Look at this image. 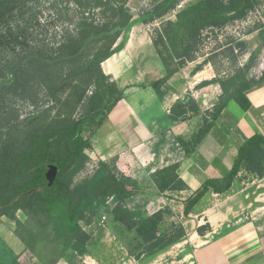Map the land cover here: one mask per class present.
<instances>
[{"label":"trees","instance_id":"trees-1","mask_svg":"<svg viewBox=\"0 0 264 264\" xmlns=\"http://www.w3.org/2000/svg\"><path fill=\"white\" fill-rule=\"evenodd\" d=\"M44 1L0 0V95L34 109L22 119L11 106L0 111V222L5 218L14 225L13 233L24 251L43 264H57L68 254L88 252L92 235L82 224L91 225L102 210L113 223L134 234L128 249L131 258H154L187 236L183 225L166 224L172 212L166 208L149 216L139 208H129L138 188L128 179H119L104 161L81 178L92 162L88 152L93 149V136L124 98V90L104 73L102 64L123 48L134 19L130 0H55L51 8L66 26L53 38L34 37L41 25L36 12L41 13ZM182 1L164 0L141 15L145 25L162 22L152 31L166 71L163 79L151 84L157 91L198 58L205 34L245 19L264 0H197L186 4L175 20H165ZM236 48L243 51L245 45L237 43ZM220 52L209 60L215 62L220 56V60L229 57L236 62L234 47ZM214 82L221 86L222 95L211 110L202 113L190 95L171 108L174 124L203 116L201 128L190 139H178L187 156L196 154L230 102L245 112L251 108L246 93L264 82V71L258 78L248 79L244 69L237 67L199 87ZM66 93L70 94L68 104L76 97V112L52 115L51 109L39 108L46 102L43 98L50 101ZM50 166L58 168V175L48 187ZM179 169L176 163L156 171L157 195L187 188ZM241 172L264 178L262 134L242 144L232 169H222L221 179L203 183L187 201L185 216L208 192H228ZM34 189L39 190L29 193ZM207 229L210 227L197 231L204 235ZM21 255L10 263L0 259V264H21Z\"/></svg>","mask_w":264,"mask_h":264},{"label":"crops","instance_id":"crops-1","mask_svg":"<svg viewBox=\"0 0 264 264\" xmlns=\"http://www.w3.org/2000/svg\"><path fill=\"white\" fill-rule=\"evenodd\" d=\"M175 19L173 14L165 18ZM133 21L123 48L102 64L104 73L125 93L93 136V149L89 153H93L96 160L106 162L119 179H128L138 188L129 208H139L149 216L168 208L172 216L165 220L166 224L183 225L187 236L154 258L136 261L129 256L124 241L128 233L121 225L110 221L97 231L95 222L82 224L92 235L88 252L83 256L68 254L57 264H264V178L241 172L228 192H208L188 216L184 213L187 201L205 181L221 179L222 169H232L246 140L255 134L264 136V82L246 93L251 102L248 111H243L234 101L228 104L192 156L186 155L178 139H190L201 128L203 116L179 124L170 119L173 105L188 95L196 100L202 113L219 102L221 86L214 82L199 87L204 81L217 80L243 65L250 68L248 79L263 73L261 25L248 15L209 33L216 34L213 36L215 47L210 52H199L195 61L189 62L157 91L151 84L163 79L166 71L156 53L152 30L136 13ZM161 23L158 21L155 26L160 27ZM248 23L253 26L242 32L239 28ZM224 34L230 38L223 42ZM234 42L245 45V50L236 54V62L229 57L220 60V64L217 59L216 63L209 60ZM255 51L260 53L259 59L251 64ZM176 163L180 164L178 174L187 188L157 195L156 171ZM3 220L7 219L0 222L5 262L10 263L16 255L22 254L21 264H43L24 251L13 232L4 229ZM208 226L210 229L204 235L198 233L199 227Z\"/></svg>","mask_w":264,"mask_h":264},{"label":"rangeland","instance_id":"rangeland-1","mask_svg":"<svg viewBox=\"0 0 264 264\" xmlns=\"http://www.w3.org/2000/svg\"><path fill=\"white\" fill-rule=\"evenodd\" d=\"M164 0H130L129 2V7L131 8L133 15H135V13L137 15H139V20L142 22L141 20V15L144 13V11L146 10H150L153 7H155L157 4H159L160 2H162ZM183 1H187V4L193 1H197V0H183ZM53 2H55V0H45L43 2V9L40 13V11L38 10L37 16L40 19L41 25L37 26V30H36V34L34 35V37H36V35H39L40 37L43 38H53L55 35H58L61 33V29H63V26L66 24H63L62 20L59 19V16L57 15V13L52 10L51 8V4H53ZM64 5V4H63ZM249 15H251V17H253L254 19V23H259L261 25V31H260V35H261V40L264 41V1L261 4V6L258 7V9L256 11L251 12ZM135 23V21H133ZM133 25V23H132ZM253 26L251 23H248L245 26H241L239 29L242 30V32H244V30H246L248 27ZM157 26H155V24L149 25V28H151V30L153 31L154 28H156ZM58 33V34H57ZM216 35V34H215ZM215 35H211V34H205L204 35V39L203 42L201 43L200 46V52H205V50H207V52H210L214 47H215V43L213 42V36ZM228 35L223 36V42L226 40H229V38H227ZM222 40V39H221ZM239 42H234L231 47H236V44ZM221 53V52H219ZM237 53H240V49H238L237 51L235 50V55ZM259 54L257 51L252 53V56L250 58V61L254 62V64L257 62V60L259 59ZM218 63L220 64V56L217 57ZM249 61V62H250ZM252 62V64H253ZM243 65V64H241ZM220 68L222 69V66H220ZM241 68L244 69L245 71V75L248 78L249 77V72H250V68L248 69V66L243 65ZM253 75V74H252ZM223 75H221L222 77ZM256 76V75H254ZM135 77V76H134ZM258 76H256V78H258ZM251 78V76H250ZM205 82V81H204ZM70 98V94L69 96H67L66 94L60 95L58 99H53L50 101H47L46 98H43V102H45L44 106L41 108V106L39 107L40 109H51L52 110V115L55 114H62V113H71V112H76L78 109V104L76 103V97L74 96L73 102L70 99V104H68L67 102L69 101ZM42 102V103H43ZM13 107L16 109L17 113L20 115L21 119L25 118L27 116H29L31 114L32 111H34V109L31 106H28L22 102L19 101H15V100H11L10 97L8 96H2L0 95V111L5 110L7 107ZM89 153V152H88ZM89 156L91 157V163L88 167V171L83 174L81 176L84 177L86 174H92L94 167L98 164L99 160H96L95 156L93 153H89ZM105 213L100 210V212L98 213V215L95 217L94 222L96 223V225H98L97 231H100L99 229H103L102 226H100V220L102 218V216ZM19 217L23 218L22 214L19 213ZM4 219V218H3ZM4 224H2L4 226V229H6L8 231V233L13 232L14 231V225L8 221V220H3ZM111 220L108 219L106 222V225L110 222ZM1 233V230H0ZM134 239V234L128 233L124 235V241L125 244L128 246L129 248V244L133 241ZM5 248L3 246L2 243V238L0 237V259L2 261H5Z\"/></svg>","mask_w":264,"mask_h":264},{"label":"water","instance_id":"water-1","mask_svg":"<svg viewBox=\"0 0 264 264\" xmlns=\"http://www.w3.org/2000/svg\"><path fill=\"white\" fill-rule=\"evenodd\" d=\"M57 175H58V168L55 166H50L48 169V172L46 174V179L48 181V187L53 186V184L56 181ZM37 190H39V189H34V190L30 191L29 193H32V192L37 191Z\"/></svg>","mask_w":264,"mask_h":264},{"label":"built area","instance_id":"built-area-1","mask_svg":"<svg viewBox=\"0 0 264 264\" xmlns=\"http://www.w3.org/2000/svg\"><path fill=\"white\" fill-rule=\"evenodd\" d=\"M187 4V1H182L177 8L171 13L173 15H176L180 10H182ZM108 220V216L104 214L100 220V226L104 227L106 225V222Z\"/></svg>","mask_w":264,"mask_h":264}]
</instances>
